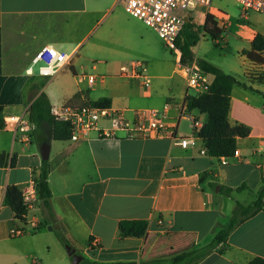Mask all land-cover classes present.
<instances>
[{"label":"crops","instance_id":"obj_1","mask_svg":"<svg viewBox=\"0 0 264 264\" xmlns=\"http://www.w3.org/2000/svg\"><path fill=\"white\" fill-rule=\"evenodd\" d=\"M101 3L0 0L3 116L24 111L40 92L45 93L41 80L34 73L29 75L27 69L33 65L37 50L49 43L69 50L61 52L77 54L55 78L61 85L57 100L51 101L45 94L50 105L66 102L75 94H80L76 103L107 97L110 107L132 117L136 109H159L169 103V121L177 124V135L197 132L190 118L201 126L206 114L187 110L186 95L190 93L186 79L175 71L174 55L173 63L159 73L150 74L146 68L149 86H143L141 79L119 74L124 79L121 86L110 89L107 83L112 76L107 72L95 75L84 71L78 54L89 40L104 59H122L130 52L149 48L141 20L127 17L115 3ZM224 6L212 0L207 12L189 11L186 20L202 25L210 14L222 28L223 38L226 27L233 25L227 2ZM244 17L248 18L247 14ZM234 31L248 42L242 51L250 49L257 33L264 36L256 24H238ZM200 34L206 33L200 32L199 38ZM260 54L264 58V51ZM251 63L248 84L232 87L228 111L231 126L242 123L249 128L247 136L237 139L240 158L218 164L216 157L200 153L198 147H182L161 137L103 138L93 132L80 141L50 138L49 209L58 219L48 220L38 199L28 215L36 214L47 226L16 237L10 233L23 222L4 204V194L10 186L22 192L37 175L41 144L35 133L24 142L15 139L9 128H0V156L4 157L0 165V264H73V254L81 256L78 264L84 259L157 264L207 246L227 224L235 202L253 201L264 181V92L260 89L264 64ZM90 74L95 76L92 83L88 82ZM253 80L258 85L251 83ZM133 219L147 221L146 233L119 236L118 223ZM256 256L264 258V205L237 225L224 242L191 264H247Z\"/></svg>","mask_w":264,"mask_h":264},{"label":"built area","instance_id":"obj_2","mask_svg":"<svg viewBox=\"0 0 264 264\" xmlns=\"http://www.w3.org/2000/svg\"><path fill=\"white\" fill-rule=\"evenodd\" d=\"M124 3V10L132 17L141 20L145 25L154 30L164 45L176 58L175 71L186 79L187 88L196 93L205 92L209 88L210 79L196 64L192 62H182V52L177 46L176 40L186 22V14L189 11L207 12L212 0H121ZM245 13L252 10L264 14V0H234ZM183 11V14L177 12ZM77 54H68L59 51L52 44L45 43L34 55L33 64L41 63L38 67V75L55 79L65 70ZM29 75L33 74V67L27 69ZM119 74L123 78L133 77L141 79L143 86L150 85V78L146 74V65L139 60H133L127 64H122ZM94 75L88 76V82L92 83ZM169 103L157 109H136L132 117H127L123 110L110 106L94 107L88 103L80 105L63 102L50 106L51 115L61 121H66L70 125L69 139L73 141L84 140L91 133L103 138L113 137H161L170 138L182 147L195 146L200 153H206L203 139L197 134L200 127L196 120L193 126L197 132L189 136L177 135V124L169 121ZM180 116H183L180 113ZM188 119L189 117L186 116ZM103 121L105 124L101 125ZM3 126L9 128L15 139L27 142L31 139L35 125L29 119L28 107L14 114L3 116ZM200 143V144H199ZM231 158H240L238 147L235 148L230 157L221 156L217 158L218 164H225ZM21 204L25 209L22 214L23 226L14 228L10 235L20 236L28 232L35 231L47 226L46 221L41 220L36 214L31 216L28 213L35 207V202L39 199L37 193V183L32 177L27 186L22 190ZM16 216V214H15Z\"/></svg>","mask_w":264,"mask_h":264},{"label":"trees","instance_id":"obj_3","mask_svg":"<svg viewBox=\"0 0 264 264\" xmlns=\"http://www.w3.org/2000/svg\"><path fill=\"white\" fill-rule=\"evenodd\" d=\"M203 32L212 39H219L223 30L217 24L215 18L207 14L202 25L195 26L192 19L188 18L180 31L176 43L180 48L182 55L181 61H195L198 67L206 74H209V88L205 92L190 93L186 95V107L188 111L197 110L206 114V120L200 127L197 134L203 139L206 154L211 157H230L237 147V139L245 137L249 133V128L242 124L236 123L231 126L228 122V111L230 103V94L233 85L237 82L235 77L225 72L220 66L211 63L202 58L194 57L192 47L199 40V33ZM251 47L243 50L246 58L255 64H264V58L260 54L264 51V36L257 33L251 41ZM80 100V94L73 95L67 99L66 103L83 104L88 103L94 107L110 106V99L100 97L97 100L89 101L87 98L82 103H76ZM50 103L44 92H40L28 106L29 119L34 123V133L39 144L46 140L47 137L56 140L69 139L70 125L66 121L55 119L50 113ZM3 127V107L0 106V128ZM3 156H0V165ZM50 170L48 160H41V164L35 181L37 183V193L44 208H50L49 199L51 191L48 186L47 178ZM241 189V186L238 187ZM231 191L228 188L227 192ZM20 190L15 186H10L4 194V204L13 209L16 217L22 218L25 209L21 204ZM264 205V181L256 191L253 201L243 204L239 201L231 211L228 222L220 228L214 235L212 241L200 250H193L178 254L168 260L157 261V264H191L195 260L202 258L212 251L218 244L227 239L229 233L240 223L251 217ZM147 221L144 219L121 220L118 223V234L121 237L135 236L140 237L146 233ZM66 243V242H65ZM80 264H136L135 261H118L111 263H101L91 260H82ZM247 264H264V258L254 257Z\"/></svg>","mask_w":264,"mask_h":264},{"label":"rangeland","instance_id":"obj_4","mask_svg":"<svg viewBox=\"0 0 264 264\" xmlns=\"http://www.w3.org/2000/svg\"><path fill=\"white\" fill-rule=\"evenodd\" d=\"M89 3L102 2L105 3H115L112 4L114 7L124 10V3L121 0H87ZM214 0V3L220 6H224L227 2L228 6V19L233 22L232 26L226 27L227 29L223 33V38L212 39L209 35L205 34L202 36L200 34L199 41L194 48V55L198 58L205 59L211 63L220 66L225 72L232 74L237 80L236 83L245 85L248 84L247 73L252 70V63L246 59L241 48L247 47L248 42L238 35L234 31L235 25L245 24V25H258L264 31V14L258 13L252 10H247L245 13L242 11L240 14L241 7L233 0ZM225 7V6H224ZM240 9V10H239ZM178 14H183V11L177 12ZM125 14L127 17L133 18L128 13ZM247 14L248 18H245ZM233 17V18H232ZM197 23V22H196ZM194 24L197 26V24ZM142 33L149 43V48L142 50V52H130L122 59H104L103 56L97 50L91 48V40L84 44L82 49L78 54L79 62L83 65L84 71L86 73H92L99 75L103 72H107V75L112 77L108 79V87L110 89L119 88L121 86L120 81L124 80L119 77V66L121 64H127L132 60L142 61L147 68V72L159 73L164 67L171 65L173 63V54L164 45L163 41L158 37L156 32L149 28L147 25L142 23L141 25ZM56 48L60 51H66L58 46ZM41 63H34L33 73L35 77L39 78L42 82L43 90L48 96L49 100H57L58 95L61 91V85L56 79H51V77H42L38 75V67ZM93 65L96 68H93ZM161 69V70H160ZM260 76L264 78V71L260 73ZM258 85L257 80L251 81ZM260 89L264 92V83H262ZM189 93H194L193 90L189 89ZM193 113H196L195 111ZM202 119H205V115H202ZM183 121L182 123H184Z\"/></svg>","mask_w":264,"mask_h":264},{"label":"water","instance_id":"obj_5","mask_svg":"<svg viewBox=\"0 0 264 264\" xmlns=\"http://www.w3.org/2000/svg\"><path fill=\"white\" fill-rule=\"evenodd\" d=\"M49 139H50V137H47L46 140L41 143L40 156H41L42 160L48 159V155H49ZM44 210H45L46 217L51 222H53V221L58 219V217L49 208H44ZM48 229H51V227L48 226ZM66 249H67L68 252L71 251L69 246H67V245H66ZM72 258H73L72 259L73 264H78L79 260L81 259V256L78 255V254H73Z\"/></svg>","mask_w":264,"mask_h":264}]
</instances>
